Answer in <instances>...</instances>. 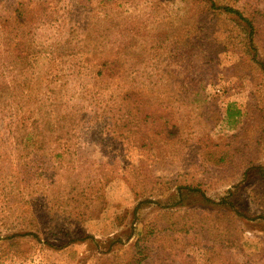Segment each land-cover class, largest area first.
Instances as JSON below:
<instances>
[{
	"label": "rangeland",
	"instance_id": "374dc122",
	"mask_svg": "<svg viewBox=\"0 0 264 264\" xmlns=\"http://www.w3.org/2000/svg\"><path fill=\"white\" fill-rule=\"evenodd\" d=\"M220 1L255 15L264 60V0ZM21 3L37 12L40 35L49 43L59 35L52 25L60 19L65 25L62 16L69 10L74 25L88 24L91 41L81 54L95 63L117 50L109 44L123 38L119 28L134 36L146 56L140 65L135 59L133 68L152 73L154 93L176 102L173 123L182 134L176 152L156 146L141 150L136 138L129 142L107 132L109 120L99 101L83 104L73 98L82 87L78 78L68 79L72 64L46 61L33 70H10L1 81L11 85L18 76L28 93L0 105V264H264V68L225 47L232 23L200 17L185 0H0V23ZM195 15L202 22L201 36L153 51L156 37L181 34ZM83 72V84L89 85V71ZM181 91L195 97L189 101ZM48 95L59 97L60 113L43 103ZM230 104L242 112L233 130L224 122ZM73 114L87 117L86 122L79 118L75 130L65 120ZM25 132L42 148L18 146ZM223 156L226 161L219 163ZM189 187L209 201L196 193L182 207L146 205L134 221L135 208L151 194L155 200L176 199L180 188ZM217 213L236 217V237L223 235L229 221ZM141 223L153 224L156 234L137 247ZM83 237L105 246L98 250L77 242L53 251L44 243Z\"/></svg>",
	"mask_w": 264,
	"mask_h": 264
},
{
	"label": "trees",
	"instance_id": "16d2710c",
	"mask_svg": "<svg viewBox=\"0 0 264 264\" xmlns=\"http://www.w3.org/2000/svg\"><path fill=\"white\" fill-rule=\"evenodd\" d=\"M185 1L192 8L200 10V17L204 13L207 15V19L212 17L213 21L220 19L227 22L229 20L232 23L233 29L226 33L225 39L227 44H225V47L230 51L245 55L243 57L244 60L247 57L249 61L259 68H264V60H261L259 52L260 46L257 44V39L260 38V31L256 26L254 14L247 15L240 9L233 8L220 0ZM41 6L43 5L41 4ZM36 13L34 10L26 11L24 4L21 3L20 9L14 12V16L0 23V40L3 41V44H0V48L2 49L0 52V105H7V99L10 96H13L12 100L17 101L19 94L25 96L28 93L26 85L20 86L18 84V76L13 77L11 85H7L1 81L5 80L10 70L18 72L28 69L33 70L46 61L51 65L72 64V67L66 68L69 69L70 73L68 79L78 78L82 87L81 91L73 95V98H78L83 104L95 100L99 101V111L109 120L107 132L116 138L129 142L136 138V143L141 150L156 146L176 152L175 147L179 143L182 134V129L178 126V122L173 123L175 120L173 107L176 102L167 101L165 95L158 92L154 93L157 87L155 82H153L152 73L143 68H133L135 59H138L140 65L146 56V49L134 36L126 34L122 28H119L118 31L122 34L123 38L116 37V42L110 41L112 44H109V46L115 47L117 50L114 52L110 49L111 57L109 59L95 63L93 59L85 58L86 55L81 54L84 51V44L91 41L87 34L88 24H84V26L81 24L74 25L76 22L74 21L75 14L69 10L62 16L63 22L66 23L65 25L61 27V19L57 24L52 25L53 30L59 29V35L56 42L49 43L40 35L43 25L40 19H36ZM201 23L199 16L195 15L189 24H185L182 27L184 31L181 34L172 32L168 36L166 34L156 37L153 51L155 53L159 52L160 48L158 49L157 45L173 42L181 43L186 40L185 38H189L188 36L193 34L201 36L203 34ZM203 41V38L197 40L199 43ZM133 49L136 50L134 51ZM99 54L101 55L102 53ZM44 65L47 67L46 64ZM87 66L91 68H86ZM85 69H88L89 72L87 73L91 76L90 82H88L89 85L83 84L82 77ZM49 72H51L50 68ZM91 83L92 86L90 85ZM85 86H88V88ZM180 95L189 101L195 97V93L185 91H181ZM60 102L58 96L52 98L48 95L47 100L43 103H50L51 112L55 114L57 112L60 113L61 105H58ZM78 106L80 105L74 107L75 112H80L76 108ZM50 115L52 114L48 112L47 116ZM71 116L65 119L71 130H75L81 120L84 122L87 120L85 115L78 117L73 114ZM239 118H242L241 110L235 105L230 104L224 122H227L229 128L233 130L241 123L238 120ZM35 129H37L36 125L33 126V130ZM102 135L100 132L99 136L102 137ZM31 137V133L25 132L17 145L24 147L27 151L38 145L42 148L43 144L40 142L32 144ZM226 157L219 158L218 162H225ZM196 193H199V196H203L202 200L209 201L205 193H200L191 187L180 188L176 199L155 200L156 194H151L147 200L135 208L133 213L134 221H139V213H141L146 205H152L161 209L182 207L191 202V195ZM136 195L141 197L138 192ZM236 216L242 215L236 212ZM217 217L218 219L229 221L223 229V235L226 237L235 235L236 237V234H234V230L236 231V217L226 213H217ZM202 222L200 221V224ZM140 226L144 227V229L141 230ZM140 226L134 236L136 240L135 246L137 247L156 234L153 224L144 225L141 223ZM232 227L234 228L233 230ZM172 229L170 227L168 231ZM27 235L36 237L39 242L43 241L42 238L34 233H28ZM118 237L116 235L112 239ZM6 239L13 241L16 238L6 237ZM235 241H238V238ZM77 242H81L87 247L94 244L95 249L98 250L103 249L105 246V242H98L93 237H83L79 240L68 242L58 239H46L44 241L47 248L53 251H61ZM136 262H138V259H136Z\"/></svg>",
	"mask_w": 264,
	"mask_h": 264
}]
</instances>
